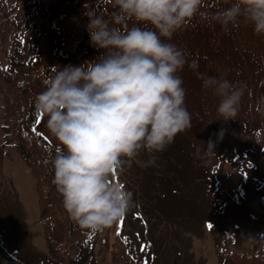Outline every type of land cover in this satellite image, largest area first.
I'll list each match as a JSON object with an SVG mask.
<instances>
[{
  "label": "clouds",
  "instance_id": "clouds-1",
  "mask_svg": "<svg viewBox=\"0 0 264 264\" xmlns=\"http://www.w3.org/2000/svg\"><path fill=\"white\" fill-rule=\"evenodd\" d=\"M109 2L117 9L111 19L84 5L90 42L101 54L79 66H61L35 97L48 131L62 145L51 164L63 207L82 229L95 232L134 207L133 193L112 179L113 170L123 172L142 152L150 155L144 162L150 166L152 154L192 128L178 74L186 65L219 98L216 111L224 121L238 115L246 85L199 72L198 61L171 42L174 34L199 19L225 31L244 23L264 35V0H231L215 12L204 10V0ZM129 20L136 24L127 27ZM199 147L214 153L211 140Z\"/></svg>",
  "mask_w": 264,
  "mask_h": 264
},
{
  "label": "rangeland",
  "instance_id": "rangeland-1",
  "mask_svg": "<svg viewBox=\"0 0 264 264\" xmlns=\"http://www.w3.org/2000/svg\"><path fill=\"white\" fill-rule=\"evenodd\" d=\"M43 1L49 4L52 0ZM45 14L39 22H30V26L39 25L31 30L29 40L38 43L42 62L61 67L83 61L72 40L64 46L63 38L59 42L41 34L49 26ZM66 27L71 37L84 29L74 17ZM7 48L8 41L0 43V64H7ZM3 116L0 92V239L14 256L10 260L1 255L0 264H74L48 252L39 220L36 177L16 148ZM46 120L43 114L39 127L59 143L48 131ZM152 156L150 166L144 164L150 155L142 152L123 166V172L114 171L112 179L133 193L134 207L103 231L85 261L75 264H219L217 238L223 231L238 232V238L229 244L237 251L247 250L257 233L264 231V211L257 204L264 196V146L227 163L230 177L223 178V185L245 186L243 201L216 202L207 195V186L219 183V178L208 167L212 159L193 148L186 137L177 135L165 151ZM58 228L61 237L60 222Z\"/></svg>",
  "mask_w": 264,
  "mask_h": 264
},
{
  "label": "trees",
  "instance_id": "trees-1",
  "mask_svg": "<svg viewBox=\"0 0 264 264\" xmlns=\"http://www.w3.org/2000/svg\"><path fill=\"white\" fill-rule=\"evenodd\" d=\"M204 2L205 11L215 12L229 6L231 0ZM24 3L25 0H0V38L9 39L10 62L8 67L0 66V90L5 94L7 105L4 117L15 146L39 180L41 218L49 248L54 254L58 255L60 252L55 240L53 220L58 214L64 225L66 250L71 251L69 257L74 261H81L87 257L101 232L84 230L70 218L63 207L62 196L52 182L54 169L51 159L62 147L37 128L41 113L35 107V97L44 90L45 82L55 71L49 66L32 70L18 69L21 64L19 54L22 51V37L28 28L23 21ZM59 3L53 17L55 24L64 20L69 13L76 15L80 22H87L84 15L85 3L92 4L97 14H102L106 19H111L112 14L117 11L109 0H59ZM135 24L134 20L126 22L127 27ZM118 26L125 27L124 24ZM171 42L184 48L190 61H198L199 72L222 76L246 85L238 115L232 120L224 121L216 111L219 98L212 90L204 89L202 80L186 65L178 74L187 90L185 103L191 113L192 128L181 134L188 136L197 146L203 142L205 148L211 140L214 143L213 151L220 148L225 151L240 149L241 146L261 140L264 130V102L259 104V98L262 96L261 92H264V35H257L251 25L244 23L225 31L219 24L196 19L174 34ZM82 49L83 56L87 58L95 59L102 52L92 46L88 32L84 36ZM33 60L34 56L22 63L32 64ZM221 131L222 136L219 135ZM42 186L48 187L50 196L46 195ZM220 259L222 262L233 259L239 264H264V234L259 236L249 251H227L221 254Z\"/></svg>",
  "mask_w": 264,
  "mask_h": 264
},
{
  "label": "snow or ice",
  "instance_id": "snow-or-ice-1",
  "mask_svg": "<svg viewBox=\"0 0 264 264\" xmlns=\"http://www.w3.org/2000/svg\"><path fill=\"white\" fill-rule=\"evenodd\" d=\"M113 171H115V169Z\"/></svg>",
  "mask_w": 264,
  "mask_h": 264
}]
</instances>
